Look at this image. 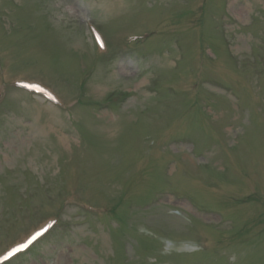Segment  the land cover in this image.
Wrapping results in <instances>:
<instances>
[{"label":"rangeland","instance_id":"rangeland-1","mask_svg":"<svg viewBox=\"0 0 264 264\" xmlns=\"http://www.w3.org/2000/svg\"><path fill=\"white\" fill-rule=\"evenodd\" d=\"M52 223L0 264H264V0H0V257Z\"/></svg>","mask_w":264,"mask_h":264},{"label":"snow or ice","instance_id":"snow-or-ice-1","mask_svg":"<svg viewBox=\"0 0 264 264\" xmlns=\"http://www.w3.org/2000/svg\"><path fill=\"white\" fill-rule=\"evenodd\" d=\"M98 43H100L99 39L97 40ZM101 46H103L101 44ZM25 88H31L33 86L31 85H23ZM38 92H43V89L36 88L35 89ZM45 231V229H41V231L34 233L32 236H30L23 244L19 245L18 247L12 249L10 252L7 253L6 256L0 257V259L7 260L9 257L13 256L14 254L22 251L23 249L28 248L41 234Z\"/></svg>","mask_w":264,"mask_h":264}]
</instances>
